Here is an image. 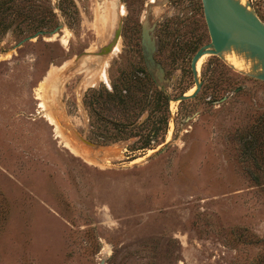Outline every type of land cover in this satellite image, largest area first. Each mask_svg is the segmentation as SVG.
I'll list each match as a JSON object with an SVG mask.
<instances>
[{"label":"rangeland","instance_id":"rangeland-1","mask_svg":"<svg viewBox=\"0 0 264 264\" xmlns=\"http://www.w3.org/2000/svg\"><path fill=\"white\" fill-rule=\"evenodd\" d=\"M208 42L201 0H0V264H264V80ZM136 71L167 112L89 101Z\"/></svg>","mask_w":264,"mask_h":264},{"label":"water","instance_id":"water-1","mask_svg":"<svg viewBox=\"0 0 264 264\" xmlns=\"http://www.w3.org/2000/svg\"><path fill=\"white\" fill-rule=\"evenodd\" d=\"M201 3L210 42L198 48L192 56L190 67L194 73L196 61L201 55L218 54L228 45L237 44L241 48L246 46L252 56L256 55L264 60V24L252 12L234 0H201ZM41 33L42 31H38L35 34ZM119 34L120 26H117L112 39L95 52V55L111 52L119 39ZM233 34H236L238 41L232 39ZM256 76L264 80V72ZM199 88L198 83L191 94H182L179 100L195 96Z\"/></svg>","mask_w":264,"mask_h":264},{"label":"trees","instance_id":"trees-1","mask_svg":"<svg viewBox=\"0 0 264 264\" xmlns=\"http://www.w3.org/2000/svg\"><path fill=\"white\" fill-rule=\"evenodd\" d=\"M141 74L136 73L129 75L128 78L124 79L125 88L124 93H122V88L117 87L115 84L112 85V91L108 90H91L90 100L95 104L103 105V107L110 109L111 106L117 105V107L123 111L125 114L129 115L133 109H139L138 103L140 99L136 96L137 91L142 92L144 96H147V91L150 92V97L152 100L150 102L153 103L152 111H158V107L160 104L163 105L165 112H167V100L164 94L161 92L160 89L154 84L153 79L151 76L144 71H140ZM127 77V76H126ZM91 115L97 116L98 114L96 111L91 110ZM148 117L145 119L147 120ZM167 113L159 118H153L154 124H156L146 135H144L141 145L137 148H148L151 146V141L154 140V137H157L158 130H162V133L166 129L167 123ZM104 123H107V120H102ZM136 121V120H135ZM144 122V121H143ZM130 124H123V123H115V126L118 128L126 127L128 128ZM134 125V124H133ZM132 125V126H133ZM123 127V128H124ZM98 140H93L96 143L104 144L102 142L109 141V140H116L121 139L119 135L117 136H110L105 134H99Z\"/></svg>","mask_w":264,"mask_h":264},{"label":"bare ground","instance_id":"bare-ground-1","mask_svg":"<svg viewBox=\"0 0 264 264\" xmlns=\"http://www.w3.org/2000/svg\"><path fill=\"white\" fill-rule=\"evenodd\" d=\"M238 2L241 6L245 7L247 11L250 12L251 9H249L248 5L246 4L245 0H234ZM232 39L235 41H238L236 34L232 35ZM235 45H228L226 46L221 52L218 54L225 60L227 64L235 68L236 70L242 71V72H248L251 74L259 75L262 72H264V60L259 58L258 56H252L251 52L242 47L244 51L248 52L245 55H242V53H238L236 48H234ZM240 47V46H238ZM241 50V47H240ZM206 54L201 55L199 59L196 61L195 70L198 72L200 65L203 61V58ZM195 87H191L187 92H192ZM52 120V119H51ZM53 121V120H52ZM152 151V150H149Z\"/></svg>","mask_w":264,"mask_h":264},{"label":"flooded vegetation","instance_id":"flooded-vegetation-1","mask_svg":"<svg viewBox=\"0 0 264 264\" xmlns=\"http://www.w3.org/2000/svg\"><path fill=\"white\" fill-rule=\"evenodd\" d=\"M196 52V51H195ZM194 55V54H193Z\"/></svg>","mask_w":264,"mask_h":264}]
</instances>
